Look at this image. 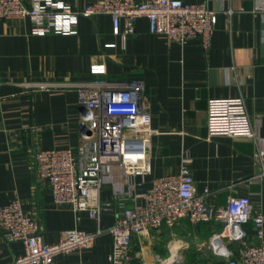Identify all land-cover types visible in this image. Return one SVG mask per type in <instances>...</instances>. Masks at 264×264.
I'll return each instance as SVG.
<instances>
[{
    "label": "crops",
    "instance_id": "0c3cea01",
    "mask_svg": "<svg viewBox=\"0 0 264 264\" xmlns=\"http://www.w3.org/2000/svg\"><path fill=\"white\" fill-rule=\"evenodd\" d=\"M23 1L27 6L38 2ZM63 1L84 8L95 0ZM184 1L205 2L218 12L209 48L200 39L185 45L171 42L166 35L151 32L144 16L126 42L113 34L109 14L81 16L78 33L70 35L33 34L29 17L0 21V205L20 199L24 210L40 221L49 243L71 228L102 230L93 246L60 254L56 264H111L109 228L125 190L121 178L108 177L100 191L99 219L88 211L78 218L71 204L55 203L51 185L35 163L41 149L70 147L77 152L85 101L76 84L101 75L139 79L146 85L154 131L152 173L142 190L156 177L179 172L182 158L188 156L196 188L209 189L210 203L225 206L231 195H250L254 212L264 213V157L255 155L264 143L247 136H211L208 129L211 98L243 96L253 128L264 138V0ZM40 81L57 85L42 89L37 86ZM189 223L164 225L136 238L129 264H182L194 254L204 258L205 252L212 254L213 264H226L206 244L220 223H199L192 233L182 232ZM247 229L249 242H257L252 225ZM177 233L193 237L177 240ZM175 247L178 258L165 263ZM23 253V243L8 241L0 227V264Z\"/></svg>",
    "mask_w": 264,
    "mask_h": 264
},
{
    "label": "built area",
    "instance_id": "2783aa9c",
    "mask_svg": "<svg viewBox=\"0 0 264 264\" xmlns=\"http://www.w3.org/2000/svg\"><path fill=\"white\" fill-rule=\"evenodd\" d=\"M96 14L111 15L112 32L124 42L135 33L138 18L144 16L151 32L182 45L200 39L205 48L210 47L219 20L218 12L205 2L184 0H95L84 8L63 0H38L33 6L23 0H0V21L29 17L32 33L38 35L77 34L80 17ZM55 85L51 81L37 83L42 89ZM76 85L85 101L77 152L70 147L41 149L35 163L38 173L49 181L55 203L71 204L78 218L88 211L99 219L100 191L108 177L121 178L125 190L109 228L113 236L111 264H129L136 238L164 225L173 228L182 220L220 223L208 246L226 264H264V213L254 212L250 195H231L225 206L210 203L209 189L199 192L196 188L188 167L190 157L182 158L179 172L156 177L142 190L146 176L152 173L150 138L154 131L142 80L101 75ZM208 129L211 136H247L264 143L253 128L243 96L211 98ZM255 155L264 157V148ZM249 224L258 239L255 243L249 242ZM0 227L8 241L24 245V253L7 264H56L60 254L93 246L102 231L71 228L63 231L57 242L49 243L40 221L24 210L18 198L0 205ZM233 243L239 244L237 248H231Z\"/></svg>",
    "mask_w": 264,
    "mask_h": 264
},
{
    "label": "rangeland",
    "instance_id": "374dc122",
    "mask_svg": "<svg viewBox=\"0 0 264 264\" xmlns=\"http://www.w3.org/2000/svg\"><path fill=\"white\" fill-rule=\"evenodd\" d=\"M197 224H199V223H196V224H194V223H192V224H186L184 227H183V230H182V232H186L187 234H189L188 232L189 231H191L190 233H192L193 232V230H194V225H197ZM186 234V235H187ZM192 235V234H191ZM191 235H189L188 237L189 238H187V236H185V237H183V236H181L179 233H177L176 234V236H175V238L178 240V239H188V240H191V238L193 237V236H191ZM173 237V236H172ZM176 241V240H175ZM207 241H209V239L207 240ZM207 245H208V242L206 243ZM206 246V245H205ZM196 248H194V250H195ZM204 258H202V257H200V258H198L197 256H195V254L193 255V259H189V261L188 262H183L182 264H213V262L210 260V256H212V254L210 253V252H205V254H204ZM167 261V260H166ZM165 262V261H164Z\"/></svg>",
    "mask_w": 264,
    "mask_h": 264
},
{
    "label": "bare ground",
    "instance_id": "6f19581e",
    "mask_svg": "<svg viewBox=\"0 0 264 264\" xmlns=\"http://www.w3.org/2000/svg\"><path fill=\"white\" fill-rule=\"evenodd\" d=\"M177 249H178V247H175L174 248V254L172 255V257H170L169 259H167V261L165 260V263H167V262H173V261H175L178 258L179 252H177Z\"/></svg>",
    "mask_w": 264,
    "mask_h": 264
}]
</instances>
